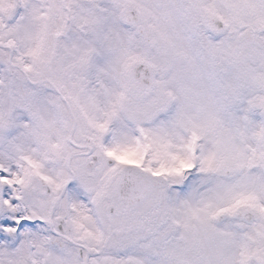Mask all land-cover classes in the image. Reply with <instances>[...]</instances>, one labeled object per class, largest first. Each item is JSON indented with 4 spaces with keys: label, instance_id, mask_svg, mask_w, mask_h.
Masks as SVG:
<instances>
[{
    "label": "snow or ice",
    "instance_id": "obj_1",
    "mask_svg": "<svg viewBox=\"0 0 264 264\" xmlns=\"http://www.w3.org/2000/svg\"><path fill=\"white\" fill-rule=\"evenodd\" d=\"M0 264H264V0H0Z\"/></svg>",
    "mask_w": 264,
    "mask_h": 264
}]
</instances>
